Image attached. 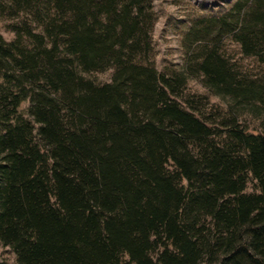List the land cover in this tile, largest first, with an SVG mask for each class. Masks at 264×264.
I'll return each instance as SVG.
<instances>
[{
    "label": "trees",
    "instance_id": "1",
    "mask_svg": "<svg viewBox=\"0 0 264 264\" xmlns=\"http://www.w3.org/2000/svg\"><path fill=\"white\" fill-rule=\"evenodd\" d=\"M54 1L77 13L65 22L70 61L48 55L41 70L36 137L5 110H16L18 93L0 94V244L18 264H264V134L232 128L234 141L212 145L209 128L177 103L152 108L155 82L134 66L101 86L82 80L78 68L113 49L118 24H102L80 0ZM259 9L248 13L262 37ZM122 18L123 32H134L137 12ZM249 34L240 40L247 54L264 44ZM2 45L12 43L0 36L8 51ZM202 67L224 77L208 61ZM123 77L135 105L122 100ZM248 173L258 193L244 192Z\"/></svg>",
    "mask_w": 264,
    "mask_h": 264
},
{
    "label": "rangeland",
    "instance_id": "2",
    "mask_svg": "<svg viewBox=\"0 0 264 264\" xmlns=\"http://www.w3.org/2000/svg\"><path fill=\"white\" fill-rule=\"evenodd\" d=\"M80 2L84 3L86 13L99 15L102 24H118L117 34L111 33L113 49L87 71L78 68L82 80L101 86L111 83L121 68L134 66L140 78L155 82L152 108L162 106L164 101L177 103L209 128L206 138L212 145L221 147L234 141L228 136L232 128L264 134V44L256 45L247 54L240 41L250 33L249 38L264 43V35L257 33L261 24H256L259 21L248 13L259 6L256 16H260L264 0ZM69 6L60 9L54 0H0V36L12 43L2 45L8 51H0V94L11 89L18 93L22 100L16 110L11 111L13 107L8 103L5 110L10 112V122L24 123L34 137L39 124L33 116V105L42 98L39 89L46 88L41 70L47 67L48 55L62 63L70 61L65 46V22L71 21L77 11L72 12L75 5ZM126 9L131 10L132 16L138 14L134 32H123L121 22ZM132 18L128 15L126 24ZM248 27L258 36L251 34ZM54 44V51L49 53L47 50ZM204 61L221 70L224 77L216 78L206 72L202 67ZM125 78L122 100L135 105L127 83L130 79ZM145 91L146 95L151 93L150 89ZM65 104L60 103L62 111ZM231 152L241 155L243 149L232 145ZM259 190L256 179L248 173L244 192ZM206 260L210 259L204 257L201 263ZM0 263L18 264L14 252L2 244Z\"/></svg>",
    "mask_w": 264,
    "mask_h": 264
}]
</instances>
